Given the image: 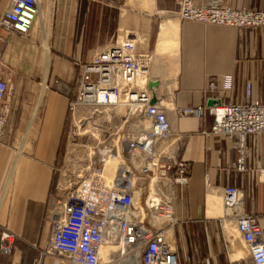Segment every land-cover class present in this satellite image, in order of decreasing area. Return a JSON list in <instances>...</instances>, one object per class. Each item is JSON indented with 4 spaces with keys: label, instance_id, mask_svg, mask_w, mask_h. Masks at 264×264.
<instances>
[{
    "label": "crops",
    "instance_id": "obj_1",
    "mask_svg": "<svg viewBox=\"0 0 264 264\" xmlns=\"http://www.w3.org/2000/svg\"><path fill=\"white\" fill-rule=\"evenodd\" d=\"M199 2L248 10L264 6V0ZM9 3L0 0V14ZM39 4L28 37L7 34L0 26V78L10 87L3 102L7 113L0 139V232L15 235L12 253H0V264L36 260L68 264L58 255L41 252L52 234L47 212L55 200L58 168L67 146L70 88L81 64L115 37L129 33L138 35L139 50L152 54L140 82L154 91L171 121L172 136L161 146H179L176 154L189 162L187 184L174 190L172 237L180 264H251L243 245L242 250L235 247L231 258L223 229L229 221L235 231L238 214H254L264 238V132L245 138L243 168L238 169L236 140L210 134L211 116L179 117L174 108L209 104L203 92L207 80L216 76L220 81L223 75L234 82L224 96L226 102H240L247 81L252 97L264 102V29L182 21L174 12V0H39ZM164 28L170 30L166 39ZM172 44L176 51H161ZM229 187L241 195L236 208L225 202Z\"/></svg>",
    "mask_w": 264,
    "mask_h": 264
},
{
    "label": "built area",
    "instance_id": "obj_2",
    "mask_svg": "<svg viewBox=\"0 0 264 264\" xmlns=\"http://www.w3.org/2000/svg\"><path fill=\"white\" fill-rule=\"evenodd\" d=\"M174 2V12L182 21L264 29V6L248 10L203 5L199 0ZM39 12V0H10L0 14V26L7 34L28 37ZM138 44L136 33L117 36L79 66L69 93L66 151L58 168L55 200L47 212L52 234L41 256L55 254L68 264H100L102 246L112 245L116 248L112 258L103 264H180L172 237L174 190L176 185L187 184L189 162L176 154L179 146H161L172 136L171 121L154 91L140 82L150 68L152 54L139 50ZM233 85L230 75L221 76L220 81L211 76L203 90L206 103L211 104L175 107L174 112L179 117L211 116L209 133L236 140L237 168L242 169L245 138L264 132V102L252 97L250 81L240 102H226L224 96ZM9 88L0 78V139ZM76 115H82L80 124H101L93 127L96 134L92 128L87 132L88 141L78 150L70 148ZM111 159L116 164L108 178L106 165ZM224 196L229 207L241 203L235 188H226ZM235 231L251 264H264L263 229L257 216L238 214ZM14 240L13 233L0 232L2 255L12 253Z\"/></svg>",
    "mask_w": 264,
    "mask_h": 264
},
{
    "label": "bare ground",
    "instance_id": "obj_3",
    "mask_svg": "<svg viewBox=\"0 0 264 264\" xmlns=\"http://www.w3.org/2000/svg\"><path fill=\"white\" fill-rule=\"evenodd\" d=\"M167 21H171V22L177 24L175 21H172V20H167ZM171 27H173V25ZM169 31H170L169 28H166V29L164 28L163 34L161 33L162 37L165 38ZM171 34H172V29H171ZM165 48L168 49L169 51L173 52V51H176L177 45L176 44H172L171 46H164V48H162L161 51H163ZM167 102L169 103V101H167ZM81 116L82 115H76L74 117V119H73V123L76 126L80 127V128H81V125H80L79 121L81 120L80 119ZM91 131H94L93 128L91 129ZM94 134H96L95 131H94ZM115 164H116V160L115 159H111L108 162V164L106 165V172H107L106 174H107L108 178L111 177V174L113 173ZM234 234H235V231H234L233 225L231 224V222L226 221L224 223L223 237H224V242H225L226 247H227V249H228V251L230 253L231 258L234 257V251H235V247H236L235 242H234V237H233ZM115 249L116 248L114 246H112V245H104V246H102L101 253H100V264L108 262L110 260V258H112L111 255H112V252Z\"/></svg>",
    "mask_w": 264,
    "mask_h": 264
},
{
    "label": "rangeland",
    "instance_id": "obj_4",
    "mask_svg": "<svg viewBox=\"0 0 264 264\" xmlns=\"http://www.w3.org/2000/svg\"><path fill=\"white\" fill-rule=\"evenodd\" d=\"M81 128L74 127L72 128V133H71V138H70V142L72 143V146H70V148H75L76 150H78L80 148V145H85L88 141V133L90 131L91 128L93 127H97V125H101L98 122H89V124L85 121L82 122ZM114 126V124H112L111 128ZM80 154V153H79ZM234 242L236 247L239 250L243 249L242 244L240 243V240L238 239L237 235L234 234ZM221 243H223V240L221 239ZM247 256V255H246ZM115 258H117V256H115Z\"/></svg>",
    "mask_w": 264,
    "mask_h": 264
},
{
    "label": "water",
    "instance_id": "obj_5",
    "mask_svg": "<svg viewBox=\"0 0 264 264\" xmlns=\"http://www.w3.org/2000/svg\"><path fill=\"white\" fill-rule=\"evenodd\" d=\"M209 104H211V102H209Z\"/></svg>",
    "mask_w": 264,
    "mask_h": 264
}]
</instances>
